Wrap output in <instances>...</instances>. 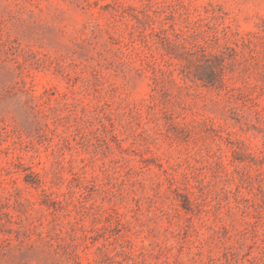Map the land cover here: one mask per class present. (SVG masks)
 <instances>
[{"label": "rangeland", "instance_id": "obj_1", "mask_svg": "<svg viewBox=\"0 0 264 264\" xmlns=\"http://www.w3.org/2000/svg\"><path fill=\"white\" fill-rule=\"evenodd\" d=\"M0 264H264V0H0Z\"/></svg>", "mask_w": 264, "mask_h": 264}]
</instances>
